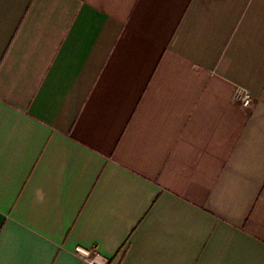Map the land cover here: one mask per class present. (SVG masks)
Masks as SVG:
<instances>
[{
	"label": "crops",
	"instance_id": "crops-1",
	"mask_svg": "<svg viewBox=\"0 0 264 264\" xmlns=\"http://www.w3.org/2000/svg\"><path fill=\"white\" fill-rule=\"evenodd\" d=\"M4 233L5 264H264V0H0Z\"/></svg>",
	"mask_w": 264,
	"mask_h": 264
},
{
	"label": "built area",
	"instance_id": "built-area-1",
	"mask_svg": "<svg viewBox=\"0 0 264 264\" xmlns=\"http://www.w3.org/2000/svg\"><path fill=\"white\" fill-rule=\"evenodd\" d=\"M233 99L244 108L249 107L251 104L250 94L243 89H239V88L236 89L233 95ZM73 256H75L85 264L108 263L107 259L94 249H85L82 247H76L73 251Z\"/></svg>",
	"mask_w": 264,
	"mask_h": 264
},
{
	"label": "snow or ice",
	"instance_id": "snow-or-ice-1",
	"mask_svg": "<svg viewBox=\"0 0 264 264\" xmlns=\"http://www.w3.org/2000/svg\"><path fill=\"white\" fill-rule=\"evenodd\" d=\"M7 240H8V234L7 233L0 234V264H5L2 257L4 254V248H5V244H6ZM27 240L31 241L32 238L28 237ZM46 247L47 246H45V248ZM39 264H52V261L49 259H45V260L40 261ZM60 264H75V261H72L69 259H63L60 261Z\"/></svg>",
	"mask_w": 264,
	"mask_h": 264
}]
</instances>
